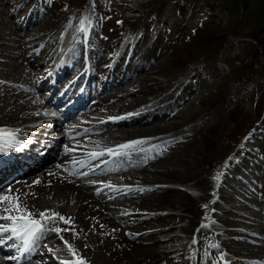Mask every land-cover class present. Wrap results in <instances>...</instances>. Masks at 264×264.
<instances>
[{"label": "bare ground", "instance_id": "1", "mask_svg": "<svg viewBox=\"0 0 264 264\" xmlns=\"http://www.w3.org/2000/svg\"><path fill=\"white\" fill-rule=\"evenodd\" d=\"M24 3L25 0H9L10 15L22 9ZM88 13L89 8L80 24L77 20L70 22L64 18L48 22L38 16L24 28L18 22L0 19V40L14 36L18 39V49L11 59L0 58V128L21 133L18 135H30L33 141L30 144L23 137L20 142L16 139L13 147L0 153V196H18L22 206L33 213L49 210L71 219V226L58 219L45 225L49 229L70 230L62 231L58 239L55 231L46 232L26 251L6 248L5 245L13 243L9 240L0 246V264H16V261L17 264H37L35 260L43 254L41 250L49 259L43 256L39 264H60L61 260L73 259L64 241L73 246L85 264H98L94 258L96 254L108 255L111 264H123L127 259L132 260L130 264H264V172L258 171L256 164L250 161L255 152L238 153L235 155L238 163L230 162L223 178L212 180L206 169L207 156L197 150L192 141L193 133L185 129L190 124V117L184 118L182 113L177 115L189 99L207 92L204 85L198 79L193 82L194 73L190 70L172 78L171 72L160 64L152 67L153 61L161 59L156 51L157 41H151L142 33L137 37V31L123 37V43L119 37H112L110 43L98 45V49H92L95 42L89 33L88 41L81 44L78 28L84 24ZM91 22L90 19L89 31ZM66 26L65 35H71L73 46L65 49L66 54L60 57L58 31ZM27 37L33 38L24 41ZM82 46H85L87 61L78 53ZM120 46L124 47L122 51ZM77 75L78 78L73 80ZM97 76L98 83L95 84ZM117 84L121 88L110 91ZM101 87L102 93L95 95ZM47 88L57 93L51 104L44 99ZM103 96L107 97L102 99ZM120 100L123 105H116ZM60 107L63 109L61 116L57 113ZM79 111L91 119L99 120L98 117L104 114L121 117L85 131L72 125L78 123V116L74 114ZM212 116L219 118L216 111ZM23 121L35 123L21 127ZM67 123L72 126L65 129ZM61 128L64 131L58 132ZM259 131L260 136L257 135ZM263 133L261 126L248 143L261 146ZM53 134L60 135L56 150L52 148L54 143L35 144L39 137L47 141ZM84 138L89 148L79 145ZM123 141L144 143L126 150L127 155L119 157L109 156L106 152L97 158L90 155L92 148L115 149ZM70 147L81 149L70 152ZM75 159V163L71 161ZM98 159L104 162L95 165L87 174L82 172ZM252 165L257 170H252L248 179L254 183L259 180L262 186L258 184L256 189L260 188L262 192L243 187L237 178L239 173L248 175ZM112 174L115 177L109 179ZM94 178L99 182V192L90 189L93 186L90 180ZM9 180L19 183L13 191L1 187ZM136 183H168L184 189L155 185L125 192V185ZM112 193L116 195L111 198ZM210 200L214 205L205 220L210 225L226 227L211 226V236L198 243L203 237L200 233L201 205ZM5 206L0 204V210ZM245 208L251 209L249 219L242 218L239 213ZM137 210L142 213H136ZM147 210H173L176 213L152 215ZM173 219L175 223L183 222L179 226L173 224V229L184 234L171 236V241H179L180 247L175 249L165 246L169 238H154L146 232L154 230L153 222L161 225ZM240 224L251 228L244 232L254 236L252 241L234 238ZM158 231L161 229L155 230ZM222 233L228 237L220 239ZM62 234L79 238V246L69 238L61 240ZM81 245H84L82 249ZM6 251H11L12 255L16 252L18 259L14 262L6 260ZM249 257L252 258L250 262L245 259Z\"/></svg>", "mask_w": 264, "mask_h": 264}, {"label": "rangeland", "instance_id": "2", "mask_svg": "<svg viewBox=\"0 0 264 264\" xmlns=\"http://www.w3.org/2000/svg\"><path fill=\"white\" fill-rule=\"evenodd\" d=\"M67 1H69L70 4H67ZM215 1L216 0H25L22 9H19L10 15V12L7 8L9 0H0V19L7 18L12 22H18V25L22 28L26 27L31 22H35L38 16H40L39 18H41V20L48 22H56L59 19L64 18L70 22L77 20V23L80 24V19L85 16L86 11L89 8V15L92 21V26L90 24L89 33L92 37V40L95 42L93 43L92 49H98V45L105 46L107 42L110 43L112 41L110 40L112 37L114 39L115 37H119L123 43V37L136 31L138 32L136 33L137 37H139L142 33V36L149 37L151 41L156 40V51L159 53L161 59L159 62L153 61L151 63L152 67H156L160 64V66L165 67L168 72H171L172 78L177 76L179 72L182 73L185 70H190L194 73L192 75L193 82L195 79H198L200 83L204 85L207 91L203 95H197L196 98L189 99L185 105H182V108L179 110L177 115L182 113L184 118L190 117V124H188V127L186 126L185 129L190 133H193L192 141L195 143L197 150L207 156L206 169L209 176L212 178V180L218 181L223 178V174L228 168L230 162L233 164L238 163L235 155L238 153L241 154L244 150L255 152L252 154L253 156L250 161L252 164H256V166L259 168L258 171L264 172V133L263 144L259 147H256L257 143L252 144L251 142L248 143L247 141L259 130V127L262 126L264 128V103L260 105L261 96H264V72L262 71V68H260L264 65V58L260 60L258 65L250 61L247 63V60L245 61L243 59L245 58L244 53L249 49L251 50V48H246L251 43L248 40L234 39V44L232 46L228 45L227 48L222 50L225 53L224 59L221 60L223 62H225V59L229 54L233 55L231 57L233 58L232 60L229 56L228 61H230V63H228V66L230 68V64L232 63L235 66V73L241 77L238 85L239 87H237L235 78H233L228 73L229 70L227 67L224 64H218V62H220L218 60L219 56L216 57L211 53L212 48L215 47L218 50V53H220V43H213L211 42L212 39H204L203 36L202 38L205 42L199 43V45H194L192 48H185V43L187 44L186 46H189L191 45V42L189 43L188 41L195 39V35L193 36L194 29L197 28V26L200 25L202 21V23H205L206 25L212 23V20L215 21L216 24L221 23L223 25H220V30L225 27V24H228V21H230L227 11L222 10V6L218 4L219 2L217 1L216 3ZM213 8L215 10H213ZM3 9L5 10L4 13H2ZM80 11H82L83 14H80ZM43 13L45 15H43ZM11 18H13V20ZM67 30L68 28L66 26L62 30L58 31L59 36L61 37V34ZM226 30L227 31L223 30V33L228 35L229 31L228 29ZM16 37L14 36L12 39L3 37L0 40V58L11 59V55H13L18 49V39ZM32 38L27 37L24 39V41H28ZM79 40H81L80 42L83 44L84 40L81 38V35ZM224 41L225 43L227 42L226 40ZM239 43H244L247 46L240 45ZM72 46L73 39L70 44V48H72ZM85 50V46H82L80 52L78 48V53H80L82 58L85 56L87 61V53ZM191 50L194 52H192L193 55H190L189 53ZM235 54H238L237 57L235 56L236 58L234 57ZM178 56L180 57L179 59ZM187 57L188 59L185 60ZM40 62L43 63L44 59L41 58ZM234 62H236V64H234ZM204 67L205 69H203ZM104 75L105 74L100 76V84L101 80L104 79ZM98 77L99 76H97L95 79V84L98 83ZM77 78L78 75L74 77L73 80H76ZM180 79L181 78L178 80ZM2 81H5V84H9V81L5 79ZM111 88L112 89H110V91L113 89H119L121 87L117 84ZM99 89L100 90H96L94 92L97 96L102 93V87ZM49 91L52 92L51 99H48L50 95ZM60 93L61 92H59V94ZM55 94L57 95L55 90L47 88L44 99H48V104H51L53 99H55ZM105 97L107 96H103L102 99ZM93 101L96 103V100ZM90 102H92L91 99ZM116 105L122 106V100L116 101ZM134 110L136 109H132V112ZM215 111L219 114L218 119L216 116H212ZM57 113L61 116L62 112L57 111ZM81 113H79L77 117L78 123L72 125L80 126V128L85 131L89 130L94 125L98 126L99 124H104L109 120L112 121L121 117V115L118 117L112 116L113 114H104L99 116L98 120L88 118V114ZM79 122H82V124H79ZM22 123L23 124H21V127H26L34 124L35 122L23 121ZM66 125L65 129L72 126L69 123ZM62 131H64L63 128L58 130V132ZM257 135L260 136V131L257 133ZM84 141H86V138H84L82 142L79 143V145H84L86 148H89ZM77 149L81 148L70 147L69 151L73 152ZM107 149L108 148H92L90 150H101L102 153ZM71 161L75 163L77 160L75 159ZM102 162L103 161L101 159H98V161H96V163L91 167L93 168L95 165H97V163ZM251 167L248 169V175H243L242 173L238 174L240 177H237L239 183H241L243 187L251 188L250 190L254 192H262L260 188L256 189L258 184L262 186V183L259 182V180L254 183L248 179V176H250L252 173L251 171L256 169L253 165ZM92 168H89L88 170L86 169V172L83 170V173L87 174ZM217 175H219L218 180L215 179ZM114 177L115 176H113V174L109 175V179H113ZM90 182H92L91 185H93L90 186L91 191L99 192L100 187L98 186V180L92 179ZM18 185L19 183L16 182L15 185L10 186L7 191H13ZM114 185L115 184L111 186ZM155 185L184 189L181 186H174L168 183H136L134 186H129V184H127L125 185L126 188L124 189L125 192H129L135 188ZM108 193L111 192L109 191ZM115 195L116 193H112L111 198L115 197ZM205 205H207V207H204ZM213 205L214 204L211 200L206 204L201 205L200 219H202L203 222L200 233L203 235V237H201L198 243L206 241L207 238L211 236V226L212 228H218L220 226L219 228L221 229L226 227L222 224L210 225L209 222L205 220L211 214ZM250 210L251 209L248 208L240 209L241 212L239 213L241 214L242 218L249 219ZM141 211L142 210H137L136 213ZM254 212H256V210H254ZM147 213L152 215H167L175 214L176 212L173 210H150ZM182 223L183 222L175 223V219L166 223L164 222L161 225L157 222H153V225H155L153 228L154 230L149 229L146 232H149L148 234H151L150 236L154 238L164 237L163 240L166 238L170 239L174 234L184 235L179 231V229H173V224L179 226L183 225ZM159 229H161V231L155 232V230ZM236 229L238 231L236 232L234 238L246 240L248 242L252 241L251 239L254 236L244 232L245 230H247V232L251 231V228L240 224L237 225ZM54 235L56 239L59 238L56 233ZM61 236L63 238H69L72 242L75 241V246H79V238L74 239V236L66 237L63 234L60 235V237ZM219 237L220 239H223L228 236L222 233L219 235ZM43 238L41 241L45 243L46 241ZM178 242L171 241L170 239L168 244L165 246L179 248L180 245ZM83 247L84 245L80 246L81 249ZM41 253L43 254L38 256V260H35L37 264L41 263L44 258L49 259V257L44 254V250H41ZM53 255L56 256L55 253ZM94 258L97 259L98 264H108L107 262L111 264L108 255L99 256L96 254L94 255ZM245 259H248L247 261L250 262L249 260L252 258L249 257ZM131 262V259H127V261L123 264H130Z\"/></svg>", "mask_w": 264, "mask_h": 264}, {"label": "snow or ice", "instance_id": "3", "mask_svg": "<svg viewBox=\"0 0 264 264\" xmlns=\"http://www.w3.org/2000/svg\"><path fill=\"white\" fill-rule=\"evenodd\" d=\"M83 31V28L81 29ZM119 119V118H116ZM17 143L16 132L14 130L0 128V153L6 151ZM144 143L143 141H131L117 146V148H108L106 154L113 157L127 155L129 149H134L137 145ZM105 153H90L93 158H97ZM219 179V175L215 177ZM38 183V182H37ZM111 187V185H109ZM0 204L6 205L0 210V246L7 244L9 240L13 241L10 247L17 248L20 251H26L30 246H34L36 241L40 239L46 232L55 231L59 235L62 231H69L70 228L61 229L56 227L54 229L46 228L48 223H55L58 219L66 225L71 226V219L65 218L59 213L50 212L49 210L33 213L29 209L22 206L18 196L4 195L0 196ZM204 207H207L205 205ZM63 240V237H60ZM196 241L193 240V243ZM65 247L69 254L73 257L71 260H61L60 264H85V261L77 255L73 246L64 241ZM51 251V250H50ZM10 259H18L13 256Z\"/></svg>", "mask_w": 264, "mask_h": 264}, {"label": "trees", "instance_id": "4", "mask_svg": "<svg viewBox=\"0 0 264 264\" xmlns=\"http://www.w3.org/2000/svg\"><path fill=\"white\" fill-rule=\"evenodd\" d=\"M217 1L219 2L218 4L222 6L221 9L227 11L229 15L230 21H228V24H225V27L220 30V25L223 24H216L215 21L212 20V23L206 25L205 23L203 24L202 21L200 25L194 29L193 36L195 35V39L189 38L191 41H188L189 39L187 40L189 43L191 42V45L186 46L187 44L185 43L184 46L185 48H192L194 45L205 42L204 39H212L211 42L220 43V53H218L216 47L212 48L211 53L216 57L219 56L218 60L220 62H218V64H224L227 67L229 70L228 73L235 78L237 87H239L238 85L241 77L235 73V66L232 63L230 64V68L228 66V63H230V61H228L229 56L231 58L233 55L229 54L225 62H223L221 60L224 59L225 53L222 50L227 48L228 45L232 46L234 44V39L248 40L251 42L250 45L248 44L249 46L244 43H239L240 45L247 46L246 48H251V50L249 49L244 53L245 58L243 59L245 61L247 60V63L250 61L258 65L260 60L264 58V0H216L215 2L217 3ZM66 3L68 4L69 1ZM213 10L215 9L213 8ZM225 28L229 31L228 35L223 33V30L227 31ZM203 36L204 39L202 38ZM224 40L227 42L225 43ZM192 52L193 50L189 52L190 55H193ZM179 56L178 59L180 58ZM235 56L237 57L238 54H235L234 57ZM187 59L188 57L185 58V60ZM232 59L233 58H231V60ZM234 64H236V62H234ZM260 68H262L264 72V65ZM203 69H205V67ZM260 101V105H262L264 103V96H261Z\"/></svg>", "mask_w": 264, "mask_h": 264}]
</instances>
